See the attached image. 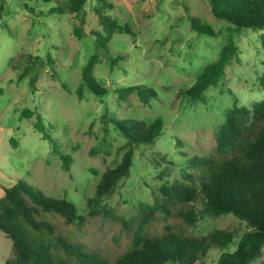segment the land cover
Here are the masks:
<instances>
[{
	"label": "rangeland",
	"instance_id": "374dc122",
	"mask_svg": "<svg viewBox=\"0 0 264 264\" xmlns=\"http://www.w3.org/2000/svg\"><path fill=\"white\" fill-rule=\"evenodd\" d=\"M108 1L113 7L107 12L128 23L135 35L117 32L109 51L124 58L111 65L101 55L95 66L96 77L111 92L97 97L85 90V97L79 98L82 68L97 50L90 31L102 29L93 10L96 0L85 5L82 37L73 34L78 24L73 14L48 12L68 0H0V199L3 186L24 179L47 195L73 201L79 213L88 216L84 224L67 223L55 213H47L46 218L74 245L114 264L130 249V236L143 217L142 205L164 202L160 190L164 183L187 182L188 156L213 154L217 132L234 101L251 107L264 98L259 83L264 29H234L212 14L207 0ZM25 2L34 10L27 11ZM188 13L211 24L217 35L194 31ZM229 41L238 45V55L227 66L225 77L205 91L206 100L180 97L179 90L190 87ZM36 56L41 60H34L21 78L28 59ZM135 84L154 89L156 97L143 103L137 93L121 99L115 91ZM25 108L34 114L23 117ZM37 114L58 151L35 128ZM113 116L148 122L161 117L164 127L155 143L135 146L130 173L117 181L113 192L95 198L102 175L119 164L128 149L126 138L109 120ZM62 153L73 158L68 171ZM165 222H160L158 232ZM169 222L179 227L177 220ZM243 227L236 216L224 214L205 217L188 225L187 231L204 235L216 228L237 232ZM238 236L227 249L236 248ZM12 255V243L0 231V264ZM220 255V249H210L204 264H217ZM262 260L264 247L254 263Z\"/></svg>",
	"mask_w": 264,
	"mask_h": 264
},
{
	"label": "trees",
	"instance_id": "16d2710c",
	"mask_svg": "<svg viewBox=\"0 0 264 264\" xmlns=\"http://www.w3.org/2000/svg\"><path fill=\"white\" fill-rule=\"evenodd\" d=\"M44 1L51 0H29ZM88 0H68L65 6L52 7L49 13L73 14L78 19L73 34L82 37L85 24V5ZM212 14L234 26V29H264V0H207ZM27 11L34 9L24 3ZM113 4L108 0H96L93 10L102 29L90 31L94 37V52L82 68L81 82L76 90L84 98L85 90L97 97L111 92L95 75V66L100 56L105 55L111 65H118L124 58L112 54L109 44L117 32L124 31L132 36L135 32L126 22H121L108 9ZM191 28L199 34L216 36L215 28L194 14H187ZM239 47L227 42L217 59L205 66L196 81L179 90V96L191 101H205V91L225 77L226 68L238 55ZM34 60L30 57L20 77L27 75ZM52 62V60H51ZM35 76L30 80L34 89ZM264 87V70L259 78ZM70 90L66 83H62ZM121 99L137 93L143 103L156 97V91L142 84L115 88ZM34 112L25 108L22 116L29 118ZM106 117V112L103 113ZM117 131L127 140L128 149L115 167L108 169L96 186L95 198L113 192L119 179L130 173L134 148L151 145L162 134L164 120L158 117L151 122L143 119L110 117ZM35 128L43 139L51 142L58 151L57 142L49 135L37 114ZM64 170H70L72 156L61 154ZM184 177L187 182L164 183L160 190L164 202L142 205L143 217L130 236V249L121 254L114 264H204L210 249L221 250L217 264H255L262 256L264 247V98L251 107L238 104L227 111L224 122L217 132L216 146L211 155H190L186 159ZM4 196L0 199V231L12 243L13 255L1 264H107L97 254L74 245L56 230L47 213L60 215L65 222L84 224L88 216L79 213L76 204L67 199L47 195L24 179L12 186H3ZM94 200V199H91ZM224 214L236 216L244 227L239 231L213 229L204 235L187 231L205 217ZM90 215H93L92 213ZM178 221V226L169 222ZM161 221L162 231L158 232ZM237 233V234H236ZM239 235V236H238ZM238 236L236 248L227 249ZM259 264H264V260Z\"/></svg>",
	"mask_w": 264,
	"mask_h": 264
}]
</instances>
